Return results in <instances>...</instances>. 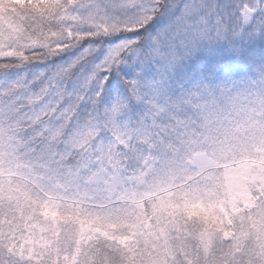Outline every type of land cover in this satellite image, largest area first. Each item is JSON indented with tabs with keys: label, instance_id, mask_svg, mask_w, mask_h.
<instances>
[{
	"label": "snow or ice",
	"instance_id": "snow-or-ice-1",
	"mask_svg": "<svg viewBox=\"0 0 264 264\" xmlns=\"http://www.w3.org/2000/svg\"><path fill=\"white\" fill-rule=\"evenodd\" d=\"M0 264H264V0H0Z\"/></svg>",
	"mask_w": 264,
	"mask_h": 264
},
{
	"label": "rangeland",
	"instance_id": "rangeland-1",
	"mask_svg": "<svg viewBox=\"0 0 264 264\" xmlns=\"http://www.w3.org/2000/svg\"><path fill=\"white\" fill-rule=\"evenodd\" d=\"M247 121V122H245ZM234 131L237 133V136L240 138V142L247 140L252 136H259L260 130L256 127L255 123L249 120V115H242L240 124L234 127ZM245 159H248L245 157ZM228 176L225 175V181L227 182ZM243 179H250L247 177H241L238 172H233L231 175L232 186L234 189H239L240 183Z\"/></svg>",
	"mask_w": 264,
	"mask_h": 264
}]
</instances>
